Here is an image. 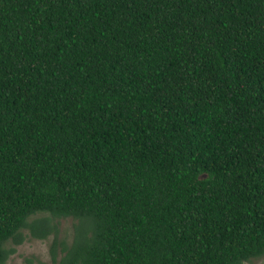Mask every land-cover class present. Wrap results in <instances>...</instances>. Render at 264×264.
<instances>
[{
    "label": "trees",
    "instance_id": "obj_1",
    "mask_svg": "<svg viewBox=\"0 0 264 264\" xmlns=\"http://www.w3.org/2000/svg\"><path fill=\"white\" fill-rule=\"evenodd\" d=\"M264 257V0H0V264Z\"/></svg>",
    "mask_w": 264,
    "mask_h": 264
},
{
    "label": "rangeland",
    "instance_id": "obj_2",
    "mask_svg": "<svg viewBox=\"0 0 264 264\" xmlns=\"http://www.w3.org/2000/svg\"><path fill=\"white\" fill-rule=\"evenodd\" d=\"M55 221L56 233H51L46 238L34 237L29 229H25L20 243L9 241L7 247L14 248V252L9 255L6 264H58L63 255L60 242L71 243L78 220L65 217ZM248 264H264V257L253 259Z\"/></svg>",
    "mask_w": 264,
    "mask_h": 264
}]
</instances>
